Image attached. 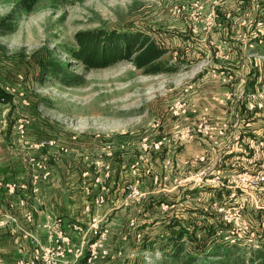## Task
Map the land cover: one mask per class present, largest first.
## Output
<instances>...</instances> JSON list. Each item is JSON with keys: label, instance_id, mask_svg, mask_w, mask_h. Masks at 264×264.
Listing matches in <instances>:
<instances>
[{"label": "rangeland", "instance_id": "374dc122", "mask_svg": "<svg viewBox=\"0 0 264 264\" xmlns=\"http://www.w3.org/2000/svg\"><path fill=\"white\" fill-rule=\"evenodd\" d=\"M20 1L0 0V21ZM100 28L152 36L169 50L167 58L178 70L146 76L132 63L121 62L87 71L68 51L78 32ZM263 43L264 0H38L18 17L14 31L0 35V90L10 98L0 100V166L23 167L29 177L34 171H50L40 184L46 199L69 200L81 213L86 204L94 214L125 210L122 232L107 242L109 249H124L125 264H181L163 258L170 249L166 214L179 216L171 220L185 215L189 229L199 231L198 243L184 239L185 250L198 254L199 263L219 260L210 255L214 245L248 258L250 250L264 247V186L261 192L235 187L242 185L244 173L264 172ZM221 98L237 109L232 136L245 153L237 159L236 184L229 193L224 190L227 195L216 200L204 195L206 201L198 202L192 194L199 187L193 181L207 171L200 143L215 144L216 137L227 134L205 136L197 130L207 119L228 132L223 115L214 119L206 111ZM186 114L190 119L183 121ZM159 142L161 149H152ZM172 145L174 159L168 152ZM135 164L143 170L140 177L133 173ZM148 166L158 180L145 174ZM107 168L112 174L104 180L105 196L109 187L110 199L96 207L100 188L95 180ZM116 173L120 187L113 189ZM136 180L144 195L120 208V190L126 195V187ZM186 192L188 206L170 209L163 200L152 202L168 194L180 204ZM137 210L142 211L140 219ZM233 232L241 234L236 243Z\"/></svg>", "mask_w": 264, "mask_h": 264}, {"label": "crops", "instance_id": "0c3cea01", "mask_svg": "<svg viewBox=\"0 0 264 264\" xmlns=\"http://www.w3.org/2000/svg\"><path fill=\"white\" fill-rule=\"evenodd\" d=\"M203 81L205 86H209V82H208L209 80L207 79L206 76H204ZM204 88H205L204 94H208V90H206L207 88L206 87ZM215 103L217 105L216 106L213 105L214 107H212L211 109L206 110V108L203 106L199 110L200 115L204 114V110L208 111L209 114L212 115L214 119H219L220 118L219 115H223L224 120H226L224 121V123L228 124L230 126V129H228V132H226L227 134L226 137H216L215 144L211 142L209 143L208 141H203L202 143H200V145H202L201 146L202 150L200 154H203L206 162L202 165V167L206 168L207 170L205 171V173L207 172L206 178L212 180L213 184L211 186L198 185L199 188L192 194L193 196L196 197L198 202H200V200L201 202L206 201V198H203L204 195H208L209 197H212L214 200H216V198L220 196L219 194L220 192H223L224 190L229 192V190L233 188V185L236 184L234 179L237 177L236 174L238 172L237 159L240 158L241 156L244 157V153H245V151L244 153H242L243 151L242 148H239L240 146H238V142H237L238 137L232 136V134H235L234 128L237 125L236 107L234 108L233 106L234 104L231 103L230 100L226 101L224 98H221L219 102H215ZM215 107H218V110L215 109ZM210 110L213 111L210 112ZM217 111L219 114L217 113ZM183 116H184L183 118L181 117L183 121H185V119L187 120L190 119L187 114L186 116L185 115ZM242 133L243 135H245L244 133L246 132H242ZM243 137L246 138L245 136ZM173 146L174 145L169 146L170 150L168 149V152L172 153V158L174 159V154L176 150H174ZM168 152L167 154H169ZM180 152H181L180 154H183L182 150ZM166 162L168 164V161H165L164 163ZM180 163L184 164L185 160L183 159L180 160ZM136 164L134 165L135 170H133V173L140 177L142 175L143 170L140 173L139 170L140 165L137 166ZM15 167L16 166L11 167V166H4L3 164H1L0 180L4 182H16L19 184H26L29 187V190L27 191L29 200H28L27 208H17L16 207L17 205L15 204L16 198L14 196H8L7 193L0 188V201H2V204L5 206V208L2 211H0V264H17V262H19L21 259L30 258L32 256L34 245L32 244V240L30 239V237H27V234H31L32 236H34L37 239V241L40 242L42 245H48L50 241H49V233L47 231V228L45 227L46 225L49 226V225L57 224L58 228L61 229V231L64 233V236L70 239L71 244L73 246L76 245L79 247L80 244L82 243L83 234L80 230L76 229V227H81L84 229L87 228L89 214L85 212L84 209H83V213H81V211L76 210L75 206H72L71 208V205L67 203L70 202L69 200L68 201L66 200V203L60 202L59 201L60 199H57V196L52 199L49 198L46 199V196L43 192L44 190L43 188L42 189L40 188L38 193L34 194L32 192V179L31 177L28 176L27 174L28 172H25L26 170H24L25 168L23 169V167L20 168H15ZM145 169H146L145 174L147 171V173L152 175L154 179L158 180L159 176H156L157 174H155L152 167L148 166ZM138 176H136V178ZM116 178H117V173L115 177L112 178L114 179L112 182L113 184H111V187H113V189L120 187V180L116 182ZM216 178H219L224 183L225 186H221L220 183H216L218 181V179L215 180ZM137 181L139 180H136L135 182ZM109 191L111 190L108 187V191L106 193L107 200L110 199ZM117 191L118 189L116 190V192ZM123 191L124 190L122 188L120 190L121 193L120 199L122 198L123 202L120 204L121 205L120 208L123 206L127 208L131 202H129L128 204H124L126 195L123 194ZM156 191L157 190L154 189L152 193H156ZM2 192L5 194H2ZM153 195L155 196L156 194ZM189 198H190L189 194L186 192V194L181 199L182 201L180 202V204H178L179 203L178 200H174L170 195L168 196L167 194L160 199H158V197L157 198L153 197L152 202L156 201L157 203H162L163 200V203L167 202L168 204L167 207H170L171 209V207L173 208L177 205L188 206ZM184 199H187V201H185ZM218 199L221 198L219 197ZM138 201L140 202V200ZM11 204H14L15 208H10ZM133 207L134 205L132 204L130 208L132 209ZM191 209L198 210L197 207H192ZM27 211H30L33 215L34 220L32 222H28L25 219V213ZM123 211L125 210H120V209L117 210V208L115 210L114 208L111 214L108 213L109 237L113 236L115 232L117 233L114 235H117L118 232H122L119 229L120 227L123 226L122 215H121ZM140 213L142 215V211L138 212L137 210L136 214H138L139 219L142 217L139 215ZM6 214H11L17 217L19 223L17 225L13 223H9V221L5 217ZM177 217L179 216H173V215L170 216L169 214H166L165 218L159 217V219L163 220L164 218L163 222L169 223L171 219ZM180 218L186 219V216L181 215ZM201 219H205V217L203 218L201 217ZM137 228L138 226L136 227V229ZM123 250L120 248H117L115 250L109 249L110 256L107 259L100 261L98 264H125L124 262H125L126 253ZM131 254H132V259H135L136 254H134V252ZM70 259L73 260V256L70 257ZM77 264H86V259L81 258ZM133 264H138V262Z\"/></svg>", "mask_w": 264, "mask_h": 264}, {"label": "trees", "instance_id": "16d2710c", "mask_svg": "<svg viewBox=\"0 0 264 264\" xmlns=\"http://www.w3.org/2000/svg\"><path fill=\"white\" fill-rule=\"evenodd\" d=\"M37 1L21 0L12 12L0 21V35L14 31L18 17L24 13H29ZM259 50L264 55V43ZM168 53L169 50L159 41L143 32L100 28L78 32L75 35V47L68 51V56L87 71L106 69L121 62H130L143 75L156 76L172 74L178 70L177 66L172 64L171 60L167 58ZM51 73L53 75L57 74L55 70ZM2 99L7 102L10 98L8 94L0 90V100ZM219 194L220 198L227 195L223 192ZM207 216L215 217L213 213H208ZM186 222L189 223V220L178 219L172 220L167 224L166 230L169 231L166 232V240L170 244L168 246L170 249L168 252L163 251V258L181 262V264H204L203 262L199 263L200 257L198 254L185 250L184 239L191 237L192 244L198 243L201 239V236L197 235L199 231L195 228L194 230L189 229ZM212 250L210 252L211 257H219V260L207 264H246V261L249 264H264L263 244L257 249L250 250L248 258H242L232 252L229 247L224 248L220 245H214ZM239 253L241 254V252ZM246 253L247 251H244V254L242 253L241 255Z\"/></svg>", "mask_w": 264, "mask_h": 264}, {"label": "built area", "instance_id": "2783aa9c", "mask_svg": "<svg viewBox=\"0 0 264 264\" xmlns=\"http://www.w3.org/2000/svg\"><path fill=\"white\" fill-rule=\"evenodd\" d=\"M197 132L205 136H210L212 133L224 136L226 130L218 124H210L208 120L205 119L201 123ZM184 137L187 138V135ZM189 137L191 139L193 138V136ZM161 145V142L155 143L152 149L159 151ZM38 167L40 169L42 168V166ZM38 171H40V174L37 171H34L31 175L32 192L34 194L38 193L41 182L48 180L51 176V172L48 170ZM110 175L111 172L109 168H107L103 175L95 180L96 186L100 188V192L94 201L96 207H101L106 202L105 191L107 187L104 180H109ZM217 179L218 181L216 183L225 186L219 178H216L215 180ZM241 180L243 182L242 185L240 186L237 184L235 188H240L241 190L254 188V190L261 192V189L264 186V172H259L255 175L244 173V175L241 176ZM193 183L203 186H211L213 184L212 180L206 178L205 172L200 173ZM0 188L3 189L8 196H14L16 198L15 204L17 205V208H27L29 200L27 191L29 190V187L26 184L4 182L0 180ZM142 196L143 193L139 187V181L129 184L126 187L124 204L139 200ZM232 196H235V193H233ZM4 208L5 206L2 204V201H0V211ZM10 208H15V205L11 204ZM84 211L89 214V220L87 228L76 227V229L80 230L83 234L82 243L79 247L71 244L70 239L64 236V233L58 228L57 224L46 225L45 227L49 233L50 243L48 245H42L34 236L27 234V237H30L32 244L34 245L32 256L30 258L21 259L17 264H77L81 258L86 259V264H98L100 261L107 259L110 256V251L107 247L109 239L108 214H94L91 204H86ZM5 217L9 223L16 225L19 223L18 218L11 214H6ZM25 219L28 222L34 220L30 211L25 213ZM131 225L134 226V223ZM232 234L234 235L232 236V243H236V241L239 240L238 236L240 237L241 234L238 233V236H236L235 232ZM72 256L73 260L70 259Z\"/></svg>", "mask_w": 264, "mask_h": 264}]
</instances>
